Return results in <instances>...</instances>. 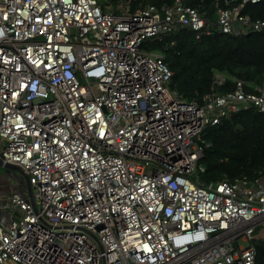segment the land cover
I'll return each mask as SVG.
<instances>
[{"label":"built area","instance_id":"built-area-1","mask_svg":"<svg viewBox=\"0 0 264 264\" xmlns=\"http://www.w3.org/2000/svg\"><path fill=\"white\" fill-rule=\"evenodd\" d=\"M224 0L132 11L96 0H0V159L27 175L0 217V264H255L264 177L196 180L208 126L255 110L264 87L215 74L200 100L169 90L150 38L264 31ZM207 146V145H206Z\"/></svg>","mask_w":264,"mask_h":264},{"label":"trees","instance_id":"trees-1","mask_svg":"<svg viewBox=\"0 0 264 264\" xmlns=\"http://www.w3.org/2000/svg\"><path fill=\"white\" fill-rule=\"evenodd\" d=\"M173 0H96L103 9L115 11L120 5L132 11L146 6L161 8ZM233 0L231 6L240 4ZM210 23L216 20V6L224 7V0H187ZM242 16L264 22V0L246 4ZM142 48L159 52L172 72L169 90L179 99L200 100L208 93L215 74L224 76V84L216 87L220 94L235 89V81L264 87V31L241 33L238 36L214 32L195 39L187 28L172 34L150 38ZM203 156L198 161L196 180L202 183L219 182L245 177L254 181L264 177V115L249 110L224 118L219 124L208 126L201 136ZM207 145V146H206ZM255 264H264V238L256 244Z\"/></svg>","mask_w":264,"mask_h":264},{"label":"rangeland","instance_id":"rangeland-1","mask_svg":"<svg viewBox=\"0 0 264 264\" xmlns=\"http://www.w3.org/2000/svg\"><path fill=\"white\" fill-rule=\"evenodd\" d=\"M0 181L2 182L7 181V183H10L9 181H12L13 184L17 185V188L19 190L18 192L20 194H24V192H27L26 183L24 181L22 174L16 170L0 168ZM9 264H15V263H9Z\"/></svg>","mask_w":264,"mask_h":264},{"label":"crops","instance_id":"crops-1","mask_svg":"<svg viewBox=\"0 0 264 264\" xmlns=\"http://www.w3.org/2000/svg\"><path fill=\"white\" fill-rule=\"evenodd\" d=\"M0 181V217L8 216V197L12 192H18L17 185L13 184L12 181Z\"/></svg>","mask_w":264,"mask_h":264},{"label":"water","instance_id":"water-1","mask_svg":"<svg viewBox=\"0 0 264 264\" xmlns=\"http://www.w3.org/2000/svg\"><path fill=\"white\" fill-rule=\"evenodd\" d=\"M247 32H245L244 34H246ZM0 168H6V169H11V170H16L18 172H20L24 178V181L26 183V190H27V193L30 195V188H29V185H28V180H27V175L24 171H22L20 168H18L16 165L14 164H10V163H6L4 161H2L0 159Z\"/></svg>","mask_w":264,"mask_h":264}]
</instances>
